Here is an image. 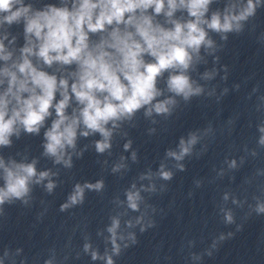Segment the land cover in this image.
Segmentation results:
<instances>
[{
  "label": "clouds",
  "instance_id": "1",
  "mask_svg": "<svg viewBox=\"0 0 264 264\" xmlns=\"http://www.w3.org/2000/svg\"><path fill=\"white\" fill-rule=\"evenodd\" d=\"M261 9L264 0H0V216L5 215L6 205L29 206L36 187L53 193L59 172L39 169L41 159L50 160L57 169L71 170L90 146L97 155H110L116 137L125 140L122 147L127 152L133 144L128 130L141 119L157 125L194 98L215 96L212 82L221 71L215 66L218 53L231 35L245 31ZM209 58L213 66L201 71ZM222 70L221 79L227 80V66ZM227 92L224 88L221 95ZM258 99L256 110L264 111V96ZM156 131L147 128L149 135ZM256 132V144L264 148V119L256 124ZM214 135L211 124L189 130L175 148L165 150V159L175 161L173 167L183 172V161L202 155L207 149L201 141ZM23 137L40 139L38 156L28 148L14 154L2 151L12 149ZM81 141L90 143L81 145ZM250 154L255 157L256 149ZM131 159L137 160L136 151H131ZM124 160L121 156V162L113 165V173L127 167ZM244 160L240 157L238 165L236 158L226 157L225 163L235 170ZM153 176L168 182L174 172L162 162L155 173L149 170L140 179ZM196 184L199 187L201 182ZM104 187L103 179L75 183L59 210L82 205L86 191L101 192ZM144 190L156 188L153 184ZM165 190L162 185L160 191ZM125 196L128 208L139 212L143 197L135 183ZM228 198L225 193L223 199ZM253 211L264 214V201L257 198ZM223 219L232 224L234 214L224 211ZM142 220L143 216L136 220L140 233L155 226L152 218L147 223ZM126 225L133 226L131 221ZM119 229L120 220L112 218L107 227L110 251L105 249L102 255L86 240L83 253L94 262L115 264L114 258L138 243L136 233L124 236ZM226 238L221 234L212 247ZM193 243L189 241L190 246ZM22 251L16 249L17 254ZM52 252L44 264H53ZM9 257L5 248L0 264ZM190 259L201 256L190 253Z\"/></svg>",
  "mask_w": 264,
  "mask_h": 264
}]
</instances>
